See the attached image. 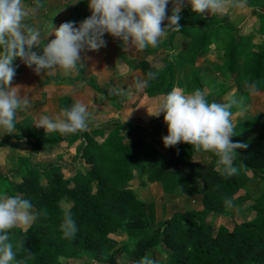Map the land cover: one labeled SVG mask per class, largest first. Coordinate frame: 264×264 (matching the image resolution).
<instances>
[{
  "label": "trees",
  "instance_id": "16d2710c",
  "mask_svg": "<svg viewBox=\"0 0 264 264\" xmlns=\"http://www.w3.org/2000/svg\"><path fill=\"white\" fill-rule=\"evenodd\" d=\"M227 2L225 10L232 5ZM171 9L166 6L169 14ZM187 11L180 14V31L169 29L166 41L157 46L174 49L176 60L170 55L164 57L150 90H159L163 96L174 88L183 91L184 68L196 67L198 57L217 49L225 73L239 94L246 96L249 87L264 93V10H254L259 24L246 36L222 24L216 13L206 18L191 9ZM179 32L184 39L174 48ZM204 72L205 66L191 81L196 89L208 94L212 83H206ZM209 80L213 78L209 76ZM232 99L236 100V96ZM71 104V99H64L60 111ZM240 120L234 125L237 134L230 139L246 143L247 148L236 150L233 164L238 171L227 177L217 169L216 156L206 164L194 158L202 151L187 143L158 148L148 141L149 130L118 120L106 123L110 131L102 141L93 136L101 133L100 128L79 132L77 136L83 141L80 158L88 168L71 179L64 177L59 166L19 164L21 176L13 189L31 201V211L37 219L24 231L10 230L16 259L23 264H70L62 263L60 258L77 259L87 253L97 263L115 264L114 255L119 249H128L134 259L154 249L166 254L161 264H264V190L253 199V218L232 230H213L205 222L211 215L225 216L228 206L246 198L237 194L248 181L247 172L264 180V132L248 138L246 130L255 119ZM127 135L133 138L128 140ZM41 145V138H37L32 149L37 152ZM135 176L143 179L141 184H161L166 194L179 189L200 191L201 208L175 211L155 226L152 212L128 187ZM41 177L46 179V185H42ZM65 211L71 212L77 225L72 238H65L59 227ZM119 230L126 233L130 248L127 244L115 249L117 242L109 235Z\"/></svg>",
  "mask_w": 264,
  "mask_h": 264
},
{
  "label": "clouds",
  "instance_id": "9594fccd",
  "mask_svg": "<svg viewBox=\"0 0 264 264\" xmlns=\"http://www.w3.org/2000/svg\"><path fill=\"white\" fill-rule=\"evenodd\" d=\"M184 2L173 0L177 6L166 15L169 0H87L90 15L78 24L66 21L55 28L51 25L47 35L52 34L54 38L37 54L31 49L41 44L40 32L25 23L29 10L23 7L22 0H0V130L12 133L17 111L28 104L18 86L9 87L15 75V58L19 57L37 74L59 69L68 76L79 70L81 52L96 51L105 46V33L118 38L121 45L129 49L155 48L169 29L180 31V6ZM186 2L195 13L225 11L224 0ZM165 20L167 23L162 27ZM156 75L150 71L146 79L138 80L137 91L146 88ZM236 103L235 99L224 103L210 102L199 89L191 94L173 89L159 99L154 110L147 111L153 117L163 113L167 135L161 139L165 148L187 143L196 151L211 152L218 158L220 174L227 177L238 171L233 164L236 150L247 148L246 143L230 139L237 134L231 119V109ZM33 123L45 133L75 134L88 128L89 114L86 106L77 101L62 109L59 115H41ZM32 207L29 199L19 195H0V264H23L22 260L16 259L10 230L30 226L37 219ZM59 227L65 238L74 237L78 231L70 211L63 213ZM138 264H155V261L144 256Z\"/></svg>",
  "mask_w": 264,
  "mask_h": 264
},
{
  "label": "rangeland",
  "instance_id": "374dc122",
  "mask_svg": "<svg viewBox=\"0 0 264 264\" xmlns=\"http://www.w3.org/2000/svg\"><path fill=\"white\" fill-rule=\"evenodd\" d=\"M171 1H169V3L176 7L177 5ZM242 5L243 6L236 11L231 10L226 14L217 13L221 21L225 24L235 28L241 25V33L244 32L247 23L249 24L255 20V17L250 14V3L247 1L245 3V0H242ZM181 7L182 6H180V9ZM203 13L204 15L211 14L208 10H205ZM162 38L163 37L160 38L159 42ZM180 44L177 41L176 48L179 47ZM163 52L164 50L160 49L151 54L154 58L153 60H150L148 57V63L143 62L144 64H142V66H146L145 71H142L138 65V72L142 71L143 73L142 76L137 75L138 80L146 79V70L150 72L162 66V63H164ZM218 55V50L213 49L209 56L198 57V59H200V63H205L203 61L206 60L208 66L210 64L209 72L216 77L213 86L211 84L212 87L210 88V94L208 93L209 96L207 97L208 101L224 103L233 96V89L231 88L233 85L231 79H225V70L223 67L219 64H215L218 63L217 58L213 62V58ZM119 58L120 60L129 59L125 55H120ZM95 60L96 59L94 58L93 63ZM120 60L118 62H120ZM13 64L16 66L15 75L9 87L18 86L20 95H24L27 98L28 104L26 107L17 111L15 116L16 127L13 129L12 133H4L3 130H0V195L20 196V194L14 191L13 188L14 184L20 179L21 175L18 173V166L22 163L24 165H39L41 168H45L49 165L59 166L62 174L67 179H71L78 172L84 173L86 171L88 165L80 158L83 141L82 138L77 136L79 135V132L68 135H60L58 132L45 133L43 128H36L33 123V120L38 119L41 115H48L50 117L59 115L60 104L65 98H70L73 103L80 100H88L86 103L89 102V106L86 108L89 114V126L86 131H90L91 128L102 129L101 133L96 135L93 134L97 141H102L110 131V127L106 126V123L111 120H118L131 126H138L149 130L151 132L148 137L150 144L155 145L156 147L158 146V148L163 146L161 138L167 135V127L163 121V113H161L159 117H153L148 114V111L154 110L159 99L163 97L161 93L159 94L157 91H154L149 97H146V92H143L142 90L131 92L128 87L131 86V84H125L124 86L119 85V89H113L115 87L114 77V81L112 78L110 79L108 89L103 91L92 89L89 86L81 87L85 88V91L79 89L75 90V88L73 89L71 86H75L73 82H65L60 78H58L59 86L55 88L54 85H51V80L48 78L46 80L45 78L46 81L43 84V87H48L47 89L42 90L40 88L41 84H37L38 87L32 92L29 91L27 94V88L29 87L27 79L34 78L36 75L38 76L37 80L41 78L39 81L42 82L45 74L44 72H42V74H36L34 72L35 75L31 73L28 76H24L28 72H32V68L25 66L19 57L13 60ZM220 68H222L224 72ZM116 73L118 75L121 74L118 70H116ZM116 73L114 76L117 77ZM195 74H198V69H195V67H186L184 69L182 75L186 83L184 84L186 88L184 87L182 91L184 94H191L194 90H197L191 81V78ZM83 75L84 76H82L81 80H89V75ZM135 75L136 74L133 73L127 78H132ZM51 78L53 80L56 79L54 77ZM152 82H154V80L149 83ZM95 84L97 85V83ZM55 86H57V84ZM94 87L93 84V88ZM221 88H224L222 89V92ZM208 94L206 93L205 96ZM139 105L141 106L136 108V106ZM255 107L264 108V99L255 104V98H253V106L250 107L249 111L245 114L255 117ZM136 110L139 111V115L135 114ZM241 110L242 109L239 106L234 114L231 115L233 124L237 122V117H245V114H243L244 112ZM259 121H262V119ZM256 124L257 125H255L254 121L252 127L248 126V129L246 130V136L248 138H253L259 133L264 132V122ZM37 138H41L42 145L39 151L36 152L32 149V144ZM126 138L131 140L133 137L127 135ZM194 158L197 161L209 164L215 158V155L211 152L202 151L195 155ZM219 167L220 166H217L218 170ZM247 176L248 181L245 183L243 189L237 194V196L246 195V198L240 204L228 206L225 216L211 215L206 218L205 222L211 225L213 230H217L219 227H223L226 230H232L235 225L253 218V199L264 190V180H260L258 176L256 177L255 174L251 172H247ZM142 181L143 179L135 176L128 184V187L132 189L138 199L145 203L147 210L152 212L155 219V226L161 225L162 222L169 218L175 211L201 208L200 191L179 189L166 194L163 192L161 184H141ZM41 183L42 185H46V179L44 177H41ZM12 189L13 191H11ZM28 227L29 226H21L18 227V229L24 231L25 228L27 229ZM109 237L117 242L115 249L123 248L127 244L129 246L128 248L131 246L126 233L122 230L110 234ZM145 256H149L153 259L155 264H161L166 261V254L154 249L148 250ZM114 259L115 264H138L140 260L132 258L128 249H119V252L115 253ZM60 261L62 263L67 262L70 264H107L93 261L91 255L87 253H85L82 258H72L69 260L60 258Z\"/></svg>",
  "mask_w": 264,
  "mask_h": 264
},
{
  "label": "crops",
  "instance_id": "0c3cea01",
  "mask_svg": "<svg viewBox=\"0 0 264 264\" xmlns=\"http://www.w3.org/2000/svg\"><path fill=\"white\" fill-rule=\"evenodd\" d=\"M169 1H171V0H169ZM246 1L247 0H245V3H246ZM171 2L173 3V1H171ZM224 2H227V1H224ZM230 2L232 5L229 6V8L227 10H225L223 12V14H226V13L230 12L231 10H234V11L238 10L240 8V6H238V5L242 4V0H233V1L231 0V1L227 2V4ZM247 2H249L251 5L249 8L250 14L255 17V20H254V22L246 24L245 30L243 33H241V30H240L241 25L236 27L239 30V34L245 35V36L252 31V28L254 26L256 27L259 24L258 16L255 14L254 10H256V9L264 10V3H256L255 0H253V1L249 0ZM22 5H23V7H25V9L29 10V15L26 18L25 23H27L29 26L33 27L34 29H36L40 32L41 44L40 45H34L33 48L31 49V51H35L37 54H40L42 52V46L43 45H46L51 39L54 38V36L52 34L47 35L48 31L50 30L51 25H53V27L55 28V27H58L61 23L66 22V21H73V22H77V24H78V22H80L81 20H83L84 18H86L87 16L90 15V10L87 6V0H75V2H73V0H22ZM166 6H170L171 8L174 7L170 3ZM188 9H191V8H190V5H188L186 0H185V2L183 3V5L180 9V11H181L180 14L184 11H187ZM168 14H169V12L166 10V15H168ZM201 14H203V16L207 18L214 13H211L209 15H204V13H201ZM166 23H167V20L162 21L161 26H164ZM221 23L223 24L224 22L221 21ZM177 36L179 39L177 38ZM103 39L105 40V46L99 48L96 51L81 52V63L82 64L80 65L79 70L71 73V75L66 76L59 69L52 71L51 73H49L48 70H44L43 72H44L45 76L43 77V81L40 82L39 80H41V78H39V80H37L38 76H36L34 74L33 70H31L32 72H28L27 74H25L24 76H28L31 73L35 75L34 78L27 79L28 83H29V87L27 88L28 91L26 93L28 94L29 91L30 92L34 91L36 89V87H38L37 84H41L40 88L42 90L47 89L48 87H46V88L43 87V84L45 83L47 78L51 80V82H52L51 85H54L55 88L59 86L58 78H63V79L69 78V79H71L70 81L73 82V84L75 85V86L71 85L73 89L75 88V90L79 89V90L85 91V88H81V87L89 86L92 89H95V90L99 89V90L103 91V90L108 89L110 79L112 78L114 81V77H115V87L113 89H119V85L124 86L125 84H131V86H128V87L130 88L131 92H135L137 90L136 89V82L138 80L137 75L142 76V74H143L142 71H145V67H146L144 65L142 66V64H143V62L148 63L147 62L148 57L150 58V60L154 59L151 56V54L155 53L156 51H158L160 49H163L164 50L163 60H164V57L166 55H170L171 58L174 59L173 61L176 60V58L174 56V49L172 50L170 47H164V48L148 47L144 50H135V49H129V48L124 47L123 45H121L118 38H114L107 33L104 34ZM166 39H167V34L161 39L160 42H158V45L163 43L164 41H166ZM174 39L175 40H174L173 45H174V48H176L177 41L180 44L183 41L184 37L181 34V32H179L175 35ZM209 54H210V52L205 56H209ZM120 55L121 56L125 55L130 60L129 59L120 60V58H119ZM94 58L96 60L93 63ZM216 58L218 60V63H215V64L221 65V67H223V69L225 70V67L221 64L220 52H219V55L217 57L215 56V58H213V62L215 61ZM119 60H120V62H118ZM130 61H131V63H130ZM199 61H200V59L197 58L195 69L199 70V69L203 68V66H205L206 72H204L205 73L204 76L207 77L206 83H212V86H213V84L215 83L216 77H214L209 72L210 64L208 66V63L206 62V60L203 61L205 63H200ZM207 61H208V59H207ZM138 65L140 66V69L142 71L138 72V70H137ZM162 65H163V63H162ZM141 66H142V68H141ZM161 67L155 69L152 72L159 71ZM220 69L222 70V68H220ZM116 70H118L121 74L118 75L116 73ZM146 72L148 73V70H146ZM115 73L117 74V77L114 76ZM133 73L136 74L134 77L127 78L129 75H132ZM40 74H42V72ZM83 74L89 75V80H81L82 76H84ZM209 76H211V78H213V80H209ZM51 77L56 78V80L55 79L52 80ZM45 78H46V80H45ZM225 79H231V78H229L225 73ZM65 82H67V81H65ZM231 82H232V79H231ZM95 83H97V85ZM154 83L155 82L149 83V85L146 88L142 89L143 92H146L145 93L146 97H149V95H151V93L155 91V90H150ZM56 84H57V86H55ZM93 84L95 86L94 88H93ZM184 84H186L185 81H184ZM232 85H233V87L231 86V88L233 89V91H232L233 94L232 93L231 94L233 96H236V101H237L235 108L238 109V107L240 106L242 109L241 111L244 112L243 114H245L247 111H249L250 107L253 106V98H255V104L264 99V93L263 92H260V91L257 92V91H255L249 87V88H247L248 89L247 95L243 96L237 92L238 88H237V86L234 85L233 82H232ZM219 87H221V86H219ZM157 92L159 94L161 93L159 90ZM235 92H236V94H235ZM232 97H231V99H232ZM68 99H70V98H68ZM86 101H88V100H86ZM86 101L80 100L79 102H82L86 107H88L89 102L86 103ZM140 106L141 105L136 106V108L140 107ZM236 109H235V111H236ZM135 114L139 115V111L136 110ZM232 114H234V113H232ZM239 118H241V120ZM247 118H254L255 119V125H257L256 123L264 122V108H256L255 107V117H251V116H248L245 114V117H237V122H238V120L244 121ZM261 119H262V121H259Z\"/></svg>",
  "mask_w": 264,
  "mask_h": 264
}]
</instances>
